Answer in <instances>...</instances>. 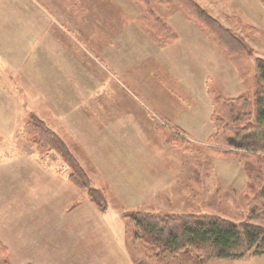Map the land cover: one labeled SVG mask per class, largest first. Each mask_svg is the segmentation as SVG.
Masks as SVG:
<instances>
[{
	"label": "rangeland",
	"instance_id": "1",
	"mask_svg": "<svg viewBox=\"0 0 264 264\" xmlns=\"http://www.w3.org/2000/svg\"><path fill=\"white\" fill-rule=\"evenodd\" d=\"M149 12L170 25L176 39L159 42L144 23ZM211 15L254 53H228L173 0H0V80L11 81L8 73H16L12 49L23 58L19 87L0 86L7 91L0 90V157L6 150L20 156L22 149L25 155L24 188L17 191L23 203L7 205L3 199L9 189L0 187V238L13 240L4 244L0 239L7 250L0 251V264L235 261L205 262L202 250L196 257L145 245L129 230L127 216L143 210L264 226V198L259 196L264 152L230 148L225 153L213 144L208 119L201 121L199 135L196 131L208 116L216 130L205 88L223 87L217 68H225L226 81L234 65L231 80L248 98L260 86L256 58H264V12ZM189 22L200 34L191 31ZM148 41L160 53L161 48L173 50L150 58ZM252 117L233 125L242 127ZM45 127L59 139L52 143L41 136ZM178 132H185L180 134L185 141ZM187 141L191 150L184 147ZM64 148L73 158L64 156ZM31 151L39 153L40 166L37 156L26 158ZM245 160L261 173L250 177ZM77 164L87 187L70 178ZM32 170L39 172L37 178ZM11 171H0V183L12 181L16 172ZM90 192L105 201L104 209Z\"/></svg>",
	"mask_w": 264,
	"mask_h": 264
},
{
	"label": "trees",
	"instance_id": "2",
	"mask_svg": "<svg viewBox=\"0 0 264 264\" xmlns=\"http://www.w3.org/2000/svg\"><path fill=\"white\" fill-rule=\"evenodd\" d=\"M166 1L170 2L171 0ZM173 1L181 5L189 16L195 18L202 27H205L206 31L215 37L228 53H248L250 55L254 53V49L238 33L225 27L195 0ZM149 10L148 8L147 11ZM148 14L144 17V23L159 42L176 39L170 25L155 13L149 12ZM256 79L258 83L260 82V86L256 88L252 99L246 96L226 98L216 89H208L213 106L211 117L216 125L211 140L214 142L213 144L223 146L221 148L225 153L230 148L251 150L254 154L264 152V58H256ZM249 110L252 114L248 112ZM247 115H253V117L252 120L244 123V126L233 125ZM180 133L182 132L175 134L180 135ZM40 134L52 143L59 139L56 132L49 127H45ZM174 137L176 136L172 134V138ZM180 137L182 141H185L184 136L180 135ZM184 147L191 150V142L187 141V146ZM67 151L68 154L63 152L64 156L66 154L73 158L71 152ZM243 164L250 177L253 173L259 174L262 171L259 166L257 167L247 160ZM75 169L70 175L71 180L75 184L87 187L79 175L83 169L78 164ZM92 189L94 192L95 189ZM90 196L93 197L92 200H97L103 209L105 208L104 200H98L99 198L91 192ZM259 196L264 198V186L261 188ZM127 216L130 225L132 224V226L129 225V230L133 232L134 238L136 239L139 235L144 240L143 244H152L155 248L157 245L163 249L162 252L188 251L196 257H201L199 252L202 250L206 252V255L203 256L205 262L217 259L239 260L245 258L249 252H252L253 255L264 254V226L260 224L247 221L236 223L218 216L202 215V217H198L193 214L177 215L169 212L155 213L143 210L128 211ZM0 251L7 252L1 241ZM198 261L194 264H202L200 260Z\"/></svg>",
	"mask_w": 264,
	"mask_h": 264
},
{
	"label": "crops",
	"instance_id": "3",
	"mask_svg": "<svg viewBox=\"0 0 264 264\" xmlns=\"http://www.w3.org/2000/svg\"><path fill=\"white\" fill-rule=\"evenodd\" d=\"M195 1L210 14L211 13L232 14V13H241V12L242 13L252 12V13L257 14L258 12H262V11L264 12V1L263 0H195ZM255 23H256V21H255ZM189 24L191 26L192 32H194V33L197 32L198 34H200V30L196 24H194L193 22H189ZM184 25H186V24H184ZM225 27H227V26H225ZM156 46H158L156 43L148 41L147 51H148V55L150 58H152V57L155 58V56H157V54H159V56L160 55L166 56L170 52H172V50H173V48H161V50H163V52L160 53V52H158V48ZM12 52H14V54L17 55V51H14L12 49ZM15 55H13L14 58L13 57L12 58H13V61L15 62L16 73L15 72L13 74L8 73L9 77L12 79L11 81H10V79H7V81L0 80V86L1 87H5V85H8L10 87H19L17 85V80H18V77H19L20 71H21L19 69V67H21L23 65V58H21V57L17 58ZM222 55L223 54H219V56H222ZM227 59H228V62H230L229 58H227ZM224 69L225 68H223V66L217 68L219 74H221L220 77H223V78H219V80H218V83L221 84L223 87L220 89L218 87H216L217 91L224 97L229 96L226 98H235V97H239V96H246L243 93L245 91H236V90H238V88H240L241 85L238 84L237 81L231 80L233 75H235L237 73V71L235 70V66L232 65L231 67L228 68V70L230 72V76L226 81H224V77H226L225 73L223 72ZM209 74H211V73H207L206 75H201V76L205 77V76H209ZM4 75H7V72ZM17 75H18V77H17ZM230 80H231V82H230ZM31 85L33 86L32 83H31ZM0 90L3 92L6 91L5 89H2V88ZM207 92H208V87L205 88L206 97L208 95ZM237 95H239V96H237ZM8 107L12 108L13 104H10ZM207 109L209 111V107H207ZM208 117L206 119H203V120L200 119L199 120L198 127L196 128L197 135H199V132L202 130V128L200 126L201 121H206L207 119L209 121V127L207 130L209 132H213V131L215 132V128L212 127L213 125H212V122L210 120V116H208ZM176 124L181 125L179 123H176ZM181 134L184 135L183 133H181ZM19 150H21V152H19L20 156H18V151H15L14 154H10V153H7L9 151L6 150V151H3V153H1V154H3V156L0 157V171L1 172L4 173L5 168H8L9 171H11L12 169L10 167L16 166V169L11 171L13 173L16 172L15 177L12 175L9 177V178H12V179H10L12 181H10V182L8 181V183L6 184V180L4 178L1 180V183H0V187L4 188L5 190L9 189L7 196L3 199L7 203V205L9 203H11V204L18 206L19 204L23 203V198H22V196L21 197L17 196L18 195L17 191L23 190V188H24L23 180L21 182L20 178H22L21 171H22V173L24 172L23 167H22V164H23L22 162L24 160L25 155L23 154L22 149H19ZM33 156H37V162L35 164L40 166V164H39L40 163V161H39L40 155L38 152L36 155H34L33 151H31L30 153H28L26 155V158L30 161H33L34 160ZM38 168H37V170H38ZM34 172L36 174H34ZM38 173H39L38 171L32 170L31 174L33 176V179L37 178ZM29 182H31V181H29ZM7 185H9V188L7 187ZM155 185H157V187H159L161 189L164 188V187H162L161 184H158V182H156ZM14 190H16L15 193H14ZM21 216L23 217V213H21L20 215H17L16 217L17 218L19 217L20 219H22ZM8 233L10 235H12L14 233L16 234V232L14 230H11V229L8 230ZM0 236H1V233H0ZM16 238L18 239V236H16ZM0 239L4 244H7L8 242L13 241L10 238H6V239L0 238ZM251 259H254V261H255L254 264H258V263L264 264V254L251 255V256H248L244 259L235 260V261L224 260V261H219V262H213L212 264H249ZM28 264H30V262H28Z\"/></svg>",
	"mask_w": 264,
	"mask_h": 264
}]
</instances>
